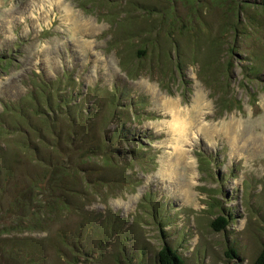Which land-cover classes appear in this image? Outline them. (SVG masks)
Masks as SVG:
<instances>
[{
  "label": "rangeland",
  "instance_id": "obj_1",
  "mask_svg": "<svg viewBox=\"0 0 264 264\" xmlns=\"http://www.w3.org/2000/svg\"><path fill=\"white\" fill-rule=\"evenodd\" d=\"M141 1L158 5L152 22L162 29L126 41L118 27L133 29L136 18L129 16L127 22L129 12L141 20L139 28H147L150 20L141 9L126 12V0H0V53L10 50L15 59L9 72L0 73V264H158L165 244L186 264H254L262 252L264 92L257 82L248 84L256 89L251 98L237 88L242 110L220 116L223 71L201 77V64L193 59L201 44L181 38L188 62L182 75H172L169 55L176 43L167 35L172 19L182 25L178 17L192 31L201 15L190 16V11L204 10L212 0ZM262 41L264 28L236 42L248 55ZM126 68L134 73L130 80ZM64 72L84 106H103L89 117L86 129L94 123L97 131L114 126L103 119L109 114L107 91L115 86L126 87L132 101L146 96L142 112L156 118L134 127L154 136L143 162L155 156L153 170H125L120 161L122 170L111 174L108 163L83 154L87 146L78 143L92 136L78 132L80 124L69 128L66 118L54 116L56 125L44 126V136L36 127L43 128L40 112L30 116L28 134L16 127V116L4 115L5 102H26L34 74L45 83L61 79L63 84ZM68 129L72 137H64ZM59 137L63 146H51ZM32 144L38 146L35 154L28 148ZM60 163L80 165L93 175L75 182L73 175L57 171ZM136 170L134 188L125 190L124 176ZM221 215L230 216L229 224L217 232L211 224Z\"/></svg>",
  "mask_w": 264,
  "mask_h": 264
},
{
  "label": "trees",
  "instance_id": "obj_2",
  "mask_svg": "<svg viewBox=\"0 0 264 264\" xmlns=\"http://www.w3.org/2000/svg\"><path fill=\"white\" fill-rule=\"evenodd\" d=\"M146 2L148 3H142L141 0H126L125 4H123L126 12L131 9L137 12L141 9V11H145L144 13L150 18L149 22H147L148 27L142 29L139 28L141 20L135 15L136 13L129 12L131 15L128 14L125 17L127 22H129V16L136 18L132 24L133 29L121 30V28L118 27L119 31L124 33L126 41H129L128 38L131 35L135 34L136 36H140V33L144 34L145 32L152 34L154 30L162 29L159 24L154 21L152 22V18L159 14L160 8L158 5L152 4L151 1ZM216 11H218L217 15L215 14ZM193 12L195 14H200L201 19H199L198 25L195 26L192 31H188L187 20L178 17L182 25L179 27L177 19L174 18L171 23V27L173 28H170V31L167 32L168 37H170L168 39L176 43L173 54L169 55L170 60H173V67L175 68L172 75L176 73L182 75L183 71L186 69L185 64L188 62V56L183 52V47L181 48L178 39H186V42L191 45L201 44L200 47L193 51L196 56V58L193 56V59L199 60L202 67L200 76L206 79L209 75L212 76L214 72L217 73V70L223 71V74L218 78L219 87L221 88V84L225 86L222 89L225 95L218 101V109L221 108L220 116H223L225 113H232L235 110L241 111L242 99H237L236 97L237 88L246 90L248 96L251 98V93H254L256 89L249 88L250 85L248 84L250 82H257L258 85H260L259 87H261V92H264V42L262 41L257 44L259 48L252 52L253 55L251 53L245 55L236 41L238 38H243L250 34L252 30L264 28V0H212V2L207 3L204 10L202 7L193 8V10L190 11V16L194 15ZM208 16L210 18L212 16L216 17L211 21L208 19ZM139 53L144 55L145 51L139 50ZM14 61L15 59L12 58V52L10 50L1 52L0 73L9 72ZM126 65V63L122 64L123 67H126ZM238 69H240V72H238ZM125 71L128 72L127 79H132L134 73L129 72L127 68ZM240 75L243 77V84L238 82V77ZM30 80L31 89L29 90L30 94L25 97L26 102L22 100H18L17 102H5L3 107L4 115L8 116L11 114L16 116L14 120L19 124L16 125L18 129L21 127V129L26 130L28 134L31 127L30 116H37L38 112L41 113L39 115L42 117L40 120L43 123V128L36 126L39 135H44V126L51 128L56 125L55 117H60L61 120L66 118L69 128L80 124L78 132H80L81 129L82 133H85L86 136L87 134L88 136H92L90 138L91 141L84 138L78 143L80 146H87L85 148L86 150H83V154L87 156L95 155L101 158L103 163H108L107 165L111 169V174L116 173L118 170H122V168H120V161L123 167H125V170L138 168L139 172L142 174L155 168V156L149 158L152 162L143 165L146 155L152 150V141H154L153 134L148 130L134 127L135 122L141 124L145 118L148 120L156 118L154 116H146L145 112H142L145 106L144 101L146 100V96H141L138 101H132L129 99V90L126 87L120 90L115 86L113 89L108 90L106 103L107 106H109V114L104 117L103 121L109 124L112 123L114 126L109 130L100 128V130L97 131L95 123L87 129L86 127L87 124H89V117L97 109H102L103 106L96 103L90 106H84V102L80 101L79 97H75L78 92H76L73 87L71 88L72 79L70 76L68 77L65 72L63 73V81L65 82L63 84L61 79H56L55 82L53 80H48V83H45L42 77L36 74H34ZM62 86H68L71 89L64 92L59 89ZM216 89L217 93H220L219 88L216 87ZM89 92L95 94L97 90H90L89 88ZM58 100H61L62 104H59L60 102ZM40 109H42V112ZM60 111H63V116L56 114H59ZM2 126L4 125H0V130H2ZM4 131L6 130L4 129ZM66 135L72 137L73 133L70 132L69 129L68 131L64 130V137H66ZM28 137L26 135L27 141ZM60 142H63L62 137H59L57 144L52 142L50 145L63 146ZM118 142H120V144H127L128 147L119 146L117 144ZM32 145L35 147L28 148L35 154L38 146L35 144ZM198 158H200V155ZM199 161L201 163L204 162L201 158ZM150 164L153 165V168ZM136 165H138V167H136ZM140 165L142 166L139 168ZM56 167L58 169L57 171L64 176L73 175V180L75 182H77L78 179L85 181V179L93 175L91 170H84L80 165L76 168H71L66 164L60 163ZM125 170L123 169V175ZM138 170L132 171L130 174L124 176V180L126 181L125 190L126 188L133 187L131 181L138 175ZM98 177L103 179L105 176ZM117 177L118 176L111 181H114ZM91 180H95L96 183H99L98 179L92 178ZM139 182L140 181L137 180L135 183ZM229 219L230 216L227 215L218 216L213 220L211 226L217 232L226 230ZM229 254L236 257V252L234 250H231ZM157 257L158 264H186L182 255L169 244H165L160 249ZM254 264H264V248Z\"/></svg>",
  "mask_w": 264,
  "mask_h": 264
}]
</instances>
